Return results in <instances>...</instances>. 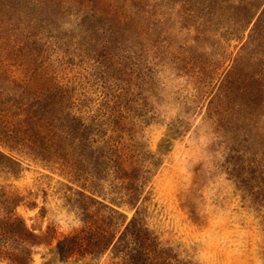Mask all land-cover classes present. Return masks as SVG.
Listing matches in <instances>:
<instances>
[{
  "label": "rangeland",
  "instance_id": "obj_1",
  "mask_svg": "<svg viewBox=\"0 0 264 264\" xmlns=\"http://www.w3.org/2000/svg\"><path fill=\"white\" fill-rule=\"evenodd\" d=\"M186 1L0 0V218L29 264H264V0Z\"/></svg>",
  "mask_w": 264,
  "mask_h": 264
},
{
  "label": "trees",
  "instance_id": "obj_2",
  "mask_svg": "<svg viewBox=\"0 0 264 264\" xmlns=\"http://www.w3.org/2000/svg\"><path fill=\"white\" fill-rule=\"evenodd\" d=\"M187 5H190L191 2H195L199 6H204L206 8H209L206 6V4H212L215 2V0H187ZM208 11V10H206ZM186 14L189 15L190 18H193V15L195 11L193 9L186 10ZM3 158L8 159L9 161H12L10 158L4 156L1 154ZM138 222V219L135 217L130 221V224ZM134 223V224H135ZM19 226L18 230L16 232L13 231V226ZM144 232H148L147 228H143ZM15 234V236H19L22 240L23 244L27 247H24L21 251V254H17L14 258V261H16L18 264H29L32 258V248L37 245L36 242V235L31 233L25 226L24 220L20 217L15 216L14 218H11L10 220L0 218V238H5L7 234ZM70 241L69 238H66L60 242H58L57 249L59 254H63L66 250L67 242ZM8 253V250L5 248H0V258H2L4 255ZM16 259V260H15Z\"/></svg>",
  "mask_w": 264,
  "mask_h": 264
}]
</instances>
